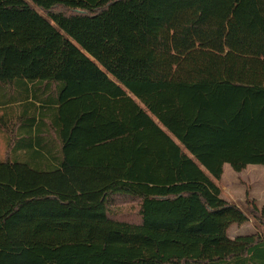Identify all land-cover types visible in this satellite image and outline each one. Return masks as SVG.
<instances>
[{
	"label": "trees",
	"instance_id": "16d2710c",
	"mask_svg": "<svg viewBox=\"0 0 264 264\" xmlns=\"http://www.w3.org/2000/svg\"><path fill=\"white\" fill-rule=\"evenodd\" d=\"M0 134V264H264V0H0Z\"/></svg>",
	"mask_w": 264,
	"mask_h": 264
},
{
	"label": "rangeland",
	"instance_id": "374dc122",
	"mask_svg": "<svg viewBox=\"0 0 264 264\" xmlns=\"http://www.w3.org/2000/svg\"><path fill=\"white\" fill-rule=\"evenodd\" d=\"M37 11L39 14L45 15L39 9ZM4 154L5 141L0 135V159L4 157ZM224 170L225 174L222 176V179L215 181L221 188L222 198L238 205L244 210L246 201L250 200H254L260 209L264 207V166L251 165L244 171L237 173L230 166L226 165ZM255 232L264 234V228L250 217L248 224L231 227L229 236L230 238H234L238 235H247Z\"/></svg>",
	"mask_w": 264,
	"mask_h": 264
},
{
	"label": "crops",
	"instance_id": "0c3cea01",
	"mask_svg": "<svg viewBox=\"0 0 264 264\" xmlns=\"http://www.w3.org/2000/svg\"><path fill=\"white\" fill-rule=\"evenodd\" d=\"M40 105L41 104H39L38 103V106L40 107ZM39 113V112H38ZM37 123H40V121H39V118H38V120H37ZM45 123H46V125L44 126V130H43V132L42 133H38L40 136H46V135H50V136H54V130L50 127V125H51V121L49 120V119H45ZM36 130L34 129V132H35ZM1 135V137H2V134H0ZM3 138V137H2ZM226 166V165H225ZM229 166V165H228ZM225 168V167H224ZM224 174H225V170H224ZM223 174V175H224ZM224 199V198H223Z\"/></svg>",
	"mask_w": 264,
	"mask_h": 264
}]
</instances>
